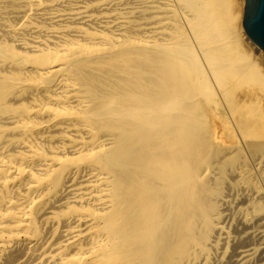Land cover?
<instances>
[{"label": "bare ground", "instance_id": "6f19581e", "mask_svg": "<svg viewBox=\"0 0 264 264\" xmlns=\"http://www.w3.org/2000/svg\"><path fill=\"white\" fill-rule=\"evenodd\" d=\"M232 21L0 0V264H264V53Z\"/></svg>", "mask_w": 264, "mask_h": 264}, {"label": "water", "instance_id": "95a60500", "mask_svg": "<svg viewBox=\"0 0 264 264\" xmlns=\"http://www.w3.org/2000/svg\"><path fill=\"white\" fill-rule=\"evenodd\" d=\"M242 29L264 53V0H244Z\"/></svg>", "mask_w": 264, "mask_h": 264}, {"label": "rangeland", "instance_id": "374dc122", "mask_svg": "<svg viewBox=\"0 0 264 264\" xmlns=\"http://www.w3.org/2000/svg\"><path fill=\"white\" fill-rule=\"evenodd\" d=\"M243 12H244V0H230V13L233 16L232 25L237 24V27L239 26V30L241 29V31H243L241 27V21H242L241 19ZM243 52L250 57L251 62L255 64L258 67V69L264 72V68L262 67L261 64H259V62L256 61L252 53L248 51H243Z\"/></svg>", "mask_w": 264, "mask_h": 264}]
</instances>
